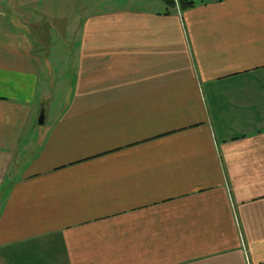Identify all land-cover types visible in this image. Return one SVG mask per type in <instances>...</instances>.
<instances>
[{"label": "crops", "instance_id": "crops-1", "mask_svg": "<svg viewBox=\"0 0 264 264\" xmlns=\"http://www.w3.org/2000/svg\"><path fill=\"white\" fill-rule=\"evenodd\" d=\"M53 1L0 0V264H264V0Z\"/></svg>", "mask_w": 264, "mask_h": 264}, {"label": "trees", "instance_id": "trees-1", "mask_svg": "<svg viewBox=\"0 0 264 264\" xmlns=\"http://www.w3.org/2000/svg\"><path fill=\"white\" fill-rule=\"evenodd\" d=\"M166 8V13L171 11H179L180 13L186 12L187 10L194 8L197 5L196 0H161ZM201 3L206 4L212 1H222V0H200Z\"/></svg>", "mask_w": 264, "mask_h": 264}, {"label": "rangeland", "instance_id": "rangeland-1", "mask_svg": "<svg viewBox=\"0 0 264 264\" xmlns=\"http://www.w3.org/2000/svg\"><path fill=\"white\" fill-rule=\"evenodd\" d=\"M69 1L70 2H74L75 3V5H77V3H84V4H87L86 2H91V0H54L53 1V5H57V7H60L61 5H64V4H68L69 3ZM160 1V0H159ZM162 2V1H161ZM163 3V2H162ZM53 25H54V27L57 29L58 28V30H61V28H59L58 26H59V22H53ZM51 29H52V27H51ZM60 69V71H61V68H59ZM47 70V69H46ZM53 71H58V70H53Z\"/></svg>", "mask_w": 264, "mask_h": 264}, {"label": "water", "instance_id": "water-1", "mask_svg": "<svg viewBox=\"0 0 264 264\" xmlns=\"http://www.w3.org/2000/svg\"><path fill=\"white\" fill-rule=\"evenodd\" d=\"M42 118H43V113H41L38 123L42 124V122H43L42 121L43 120Z\"/></svg>", "mask_w": 264, "mask_h": 264}]
</instances>
